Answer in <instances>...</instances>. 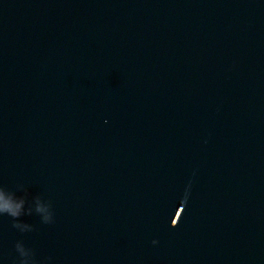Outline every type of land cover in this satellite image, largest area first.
I'll return each mask as SVG.
<instances>
[{
	"label": "water",
	"instance_id": "95a60500",
	"mask_svg": "<svg viewBox=\"0 0 264 264\" xmlns=\"http://www.w3.org/2000/svg\"><path fill=\"white\" fill-rule=\"evenodd\" d=\"M0 264H264V0H0Z\"/></svg>",
	"mask_w": 264,
	"mask_h": 264
},
{
	"label": "clouds",
	"instance_id": "9594fccd",
	"mask_svg": "<svg viewBox=\"0 0 264 264\" xmlns=\"http://www.w3.org/2000/svg\"><path fill=\"white\" fill-rule=\"evenodd\" d=\"M2 200V197H0ZM20 204H14L11 201H3L0 203V211L7 212L11 216L15 217L19 215Z\"/></svg>",
	"mask_w": 264,
	"mask_h": 264
}]
</instances>
